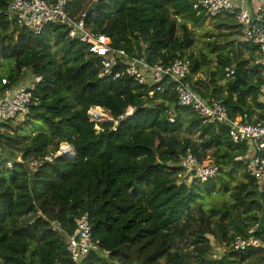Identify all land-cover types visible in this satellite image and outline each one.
Masks as SVG:
<instances>
[{
	"label": "trees",
	"instance_id": "trees-1",
	"mask_svg": "<svg viewBox=\"0 0 264 264\" xmlns=\"http://www.w3.org/2000/svg\"><path fill=\"white\" fill-rule=\"evenodd\" d=\"M11 1L0 0V7L5 10ZM194 6L195 0H98L85 20L112 47L151 64L190 60L188 80L204 100L221 101L232 119L264 123V67L253 64L256 48L240 43L233 18L220 16L216 28L224 39L206 42L217 66L206 54L195 57L191 29L203 27L208 17ZM74 8L86 9L82 0ZM231 66L239 75L232 80L225 77ZM1 69L8 70L12 87L42 80L22 125L9 121L0 133L8 155L0 160V264H73L68 238L85 216L100 249L80 264H158L178 259L176 243L186 239L195 244L197 255L189 259L196 264H264L262 251L231 249L253 225L264 239V193L235 160L248 146L234 144L227 125L204 124L179 105L173 85L149 98L151 86L101 78L99 58L70 40L63 26L35 36L6 11L0 16ZM93 108L97 115L100 108L107 111L118 125L96 130ZM130 108L134 113L124 117ZM62 143L73 147L75 159L45 161ZM188 153L201 163L212 160L221 169L218 178L200 182L185 176L181 162ZM19 154L22 163L16 162ZM240 172L244 180L238 181ZM214 180L219 188L205 187ZM217 192L229 194L230 201L203 210ZM199 213L205 216L197 218ZM192 224L200 229L186 233ZM215 246L230 248L214 258Z\"/></svg>",
	"mask_w": 264,
	"mask_h": 264
},
{
	"label": "built area",
	"instance_id": "built-area-1",
	"mask_svg": "<svg viewBox=\"0 0 264 264\" xmlns=\"http://www.w3.org/2000/svg\"><path fill=\"white\" fill-rule=\"evenodd\" d=\"M76 1L12 0L5 10L0 7V16L6 11L35 36L42 35L50 26H63L70 40L85 44L89 54L99 58L101 78H111L113 81L126 78L142 87L151 86L147 93L149 98L162 93L166 86L173 85L180 106L190 108L204 120V124L227 125L234 144H247L246 153L235 160L243 164L246 174L264 193V123H249L246 117L241 116L232 119L221 101L204 100L188 80L191 75L190 60L151 64L145 57L131 56L125 50L112 47L107 35L94 33L86 24V11L93 4L96 5L98 0H82L86 9L79 13L74 8ZM194 8L204 11L211 22L220 16L233 18L240 29V43L256 48L253 64L264 67V0H195ZM225 73L226 79H235V66L227 67ZM41 80V77H33L27 84L14 87L8 79L2 80L5 88L0 96V128L28 112L36 86ZM174 121L171 119L172 123ZM60 156L74 159L73 147L62 143L55 154L45 157V161L53 163ZM18 161L23 162L22 158H18ZM8 167H13L11 161ZM181 168L190 180L200 182L216 179L221 172L212 163H201L192 153L182 159ZM257 229L258 225H253L249 227L247 237L238 236L231 245L232 251L246 253L252 249L264 253V239L255 235ZM99 249V241L93 238V227L88 218L78 219L76 233L68 238L67 251L72 263L80 264L91 251ZM55 264L62 263L57 261Z\"/></svg>",
	"mask_w": 264,
	"mask_h": 264
},
{
	"label": "rangeland",
	"instance_id": "rangeland-1",
	"mask_svg": "<svg viewBox=\"0 0 264 264\" xmlns=\"http://www.w3.org/2000/svg\"><path fill=\"white\" fill-rule=\"evenodd\" d=\"M193 31V33L195 34V43L192 47V50L190 51V53L193 52V54L195 55V57L197 58H201V56L203 54H206L209 59H211L213 61L212 66L215 67L217 66V62H216V56L212 55L210 53L211 50L207 49V45L206 42L211 41L214 42L216 40L219 39H224V38H220L218 35L221 32L219 29L216 28V22L215 21H207L205 23V25L201 28H192L191 29ZM223 32V31H222ZM226 33V32H224ZM8 73L7 69H1L0 70V78H2V76H4L3 78H6V74ZM200 75V74H199ZM198 75V76H199ZM197 76V77H198ZM203 78H205V73H201V75ZM7 79V78H6ZM27 79V78H25ZM24 81V80H23ZM23 81L21 83H23ZM96 109L98 108H93L89 114L91 121H93L96 124V130H100V124H105V123H113L115 126L118 125L119 122L114 121L109 113L103 109H99L100 112L98 113V115L96 114ZM131 110V111H130ZM134 113L133 109H129L124 117H127L128 115H131ZM25 115H21L20 117H18L16 120H14L13 124L15 125H22V123L25 120ZM6 129L5 128H0V133L5 132ZM15 154L14 153H10V158L13 161ZM18 158H22L21 154H19L16 158V162H20L18 161ZM8 159V155L7 153H5L0 145V160H7ZM207 163H211L212 160L207 159L206 160ZM9 161H7V166H8ZM35 165L37 164H33L32 163V167H35ZM238 177V181L240 180H244L242 172L238 173L237 175ZM226 181H228L227 179H225ZM212 186H216L217 188L220 187V181L218 180H214L211 183L205 185V187H212ZM230 201V195L229 194H222L220 192L215 193L213 196L208 197L206 199L205 206L203 207V210H208L210 208H214V207H221L222 204L229 202ZM208 204V205H207ZM205 216V214L199 213L196 217L199 218L200 216ZM186 229V228H183ZM200 229V224L196 225V224H192L190 227V230L187 231L186 233H190L191 231H197ZM207 238L210 239V241H212V243L214 244V239L213 237H211L210 235H207ZM176 246H178V259L173 258L172 260L169 259H162L158 264H178L179 261H182V263L187 262L188 264H196L195 263V259H189L190 256H196V252H195V244L192 241L189 240H184V241H177ZM230 248V247H229ZM228 246L226 247H216L215 246V255L214 258H219L220 256L224 255L226 253V250L228 251Z\"/></svg>",
	"mask_w": 264,
	"mask_h": 264
},
{
	"label": "water",
	"instance_id": "water-1",
	"mask_svg": "<svg viewBox=\"0 0 264 264\" xmlns=\"http://www.w3.org/2000/svg\"><path fill=\"white\" fill-rule=\"evenodd\" d=\"M96 9V5L93 4L92 6H90L87 11H86V15L87 16H90ZM236 76H239L238 73H236ZM132 115V114H131ZM131 115H128V116H131ZM60 159H67V158H63L62 156L59 157ZM75 159V158H74ZM73 160V159H72Z\"/></svg>",
	"mask_w": 264,
	"mask_h": 264
}]
</instances>
